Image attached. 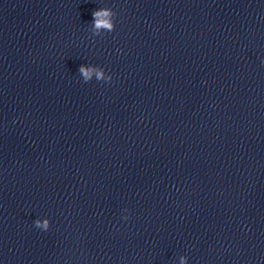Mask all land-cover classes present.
I'll use <instances>...</instances> for the list:
<instances>
[{
	"label": "clouds",
	"instance_id": "1",
	"mask_svg": "<svg viewBox=\"0 0 264 264\" xmlns=\"http://www.w3.org/2000/svg\"><path fill=\"white\" fill-rule=\"evenodd\" d=\"M93 15V21H94V28L96 30H99L101 28L107 29L109 32H112L114 30V24L112 22V17L116 15L115 12H113L110 8H101L99 10H96L92 13ZM79 71L82 73L84 77V82L87 83L92 76V69L85 68L81 66ZM97 80H105L111 81V76L105 78L103 71H97L96 72ZM36 228L43 229L44 231L48 230L49 222L47 220H44L41 222L39 219L35 221ZM183 257L181 258V262L183 264Z\"/></svg>",
	"mask_w": 264,
	"mask_h": 264
}]
</instances>
